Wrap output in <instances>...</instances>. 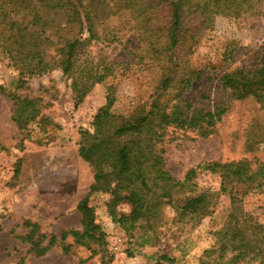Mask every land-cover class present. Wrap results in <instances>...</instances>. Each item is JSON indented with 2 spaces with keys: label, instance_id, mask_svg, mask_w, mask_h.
<instances>
[{
  "label": "trees",
  "instance_id": "trees-1",
  "mask_svg": "<svg viewBox=\"0 0 264 264\" xmlns=\"http://www.w3.org/2000/svg\"><path fill=\"white\" fill-rule=\"evenodd\" d=\"M263 2L66 0L60 7H51L43 0H0V57L19 72L17 89L26 88L30 78L60 69L72 81L74 105L80 107L93 89L105 84L115 72V64L107 58L91 55L94 43L115 38L109 32L102 34L113 19L135 31L163 67L156 92L130 116L114 111L117 99L109 88L107 102L94 117L92 130L81 132L79 156L93 173L89 192L77 206L81 229L57 237L43 232L39 223L27 220L22 224L27 233L20 240L28 247V255L43 258L60 244L63 252L70 254L73 245L67 241L72 238L74 245L101 255L103 264H111L107 234L94 205L97 198L108 197L104 200L106 215L127 232L143 223L154 230L162 221L164 206L174 208L182 221L200 222L216 210L213 194H195L198 172L210 171L220 176L218 196L229 198L230 207L226 221L215 233V245L205 251L200 264H264V225L254 222L243 210L240 198L253 190L264 194V162L254 165L243 159L206 163L189 170L179 181L168 169L163 147L169 135L178 133L209 138L228 115L230 108L224 104L214 110L193 108L186 93L205 76L204 70L193 66L191 58L218 18L263 17ZM219 82L231 100H252L264 111L263 65L225 71ZM0 90L15 103L12 121L19 130L36 125L40 134H47L50 128L59 127L44 114L42 98L22 97L2 87ZM256 122L247 142L251 151L264 142V126L259 125L263 123ZM44 139L38 138L37 143L42 144ZM122 205L130 207L128 214L119 213ZM247 226L253 227L252 237L246 236ZM26 262L23 257L16 264Z\"/></svg>",
  "mask_w": 264,
  "mask_h": 264
},
{
  "label": "rangeland",
  "instance_id": "rangeland-1",
  "mask_svg": "<svg viewBox=\"0 0 264 264\" xmlns=\"http://www.w3.org/2000/svg\"><path fill=\"white\" fill-rule=\"evenodd\" d=\"M43 1L51 7L66 2ZM108 32L115 38L94 43L91 55L95 59L107 58L115 64V72L105 84L97 85L78 108L73 101L72 81L60 69L30 78L26 88L17 89L19 72L0 57V87L22 97L42 98L44 114L59 125L47 134H40L36 125L19 130L12 121L15 103L0 90V264H16L23 257L27 264H103L101 255L74 245L72 238L67 241L73 245L70 254H65L60 244L45 257L35 258L27 254L28 247L20 237L27 233L22 227L27 220L39 223L43 232L57 237L65 231L81 229L82 217L77 206L93 183L91 168L79 156L81 132L92 130L94 117L107 102L109 88L117 99L114 111L126 116L146 103L158 88L162 64L152 58L137 33L119 19L108 22L102 34ZM191 61L196 69L204 70L205 76L186 93L193 108L214 110L224 104L230 111L209 138L169 135L163 145L169 171L182 181L189 170L206 163L243 159L254 165L264 162V142L257 144L254 151L247 147L256 121L264 126V111L252 100H231L230 93L219 82L225 71L264 66V16L218 18ZM44 137L43 143L38 144L37 139ZM195 183V194L214 195L215 213L200 222L182 221L174 208L164 206L162 221L154 230L143 223L127 232L106 215L104 200L108 197L97 198L94 205L107 234L108 252L113 256L111 264H200L205 251L216 243L215 233L227 219L230 200L218 196L219 175L199 171ZM240 198L243 210L254 222L264 225V194L253 190ZM118 211L128 214L130 207L122 205ZM245 233L252 237L253 227L247 226Z\"/></svg>",
  "mask_w": 264,
  "mask_h": 264
}]
</instances>
